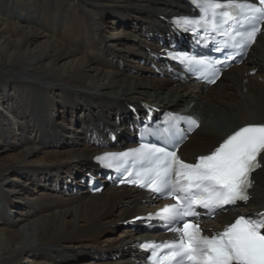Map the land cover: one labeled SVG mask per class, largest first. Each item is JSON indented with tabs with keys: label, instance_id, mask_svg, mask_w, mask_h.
<instances>
[{
	"label": "bare ground",
	"instance_id": "obj_1",
	"mask_svg": "<svg viewBox=\"0 0 264 264\" xmlns=\"http://www.w3.org/2000/svg\"><path fill=\"white\" fill-rule=\"evenodd\" d=\"M17 2L0 0L3 18L24 17ZM34 2L35 10L24 25L3 22L0 16V116L6 121L0 149L8 152L13 142L26 148L22 154L0 160V204L5 211L9 209L7 215L0 212V264H18L25 254L47 264H59L56 260L62 256L77 263L91 253L97 256L99 251L108 253L105 262L119 258L121 264H136L140 232L133 228L138 224L130 226L128 222L155 207L146 206L147 195L133 189L88 193V186L82 183L98 175L93 157L133 143L130 137L135 117L129 106L139 113L148 105L202 120V127L183 150V156L192 161L240 128L264 125V38L247 62L225 73L214 87H198L173 80L153 56L146 66L144 54L139 58L146 50H136L147 45L149 52L158 53L164 47V39L173 37L167 19L186 8L184 0ZM91 15L103 18L101 25L106 28L113 19L121 21V31L126 33L116 38L101 35L92 25ZM133 29L151 41L146 43L144 35L138 39L132 54L141 63L131 67L120 64L116 57L133 36L128 32ZM79 107L85 120L79 123L76 136L69 127L50 124V119L60 120ZM23 109L29 114L22 113ZM14 112L19 115L13 117ZM32 156L59 160L57 165L33 168L27 164ZM61 158L76 163V172L67 174L71 165ZM260 162L262 167L254 174L253 199L241 209L251 214L264 213V153ZM64 174L69 181L62 179ZM53 183L56 187L48 189L47 184ZM31 187L38 190L29 199L25 195ZM23 209L29 212H18L19 217L11 218V213ZM233 217H220L218 226ZM122 224L128 226L111 241L96 235L99 231L101 235L114 232ZM105 226L110 229L105 230Z\"/></svg>",
	"mask_w": 264,
	"mask_h": 264
},
{
	"label": "snow or ice",
	"instance_id": "obj_2",
	"mask_svg": "<svg viewBox=\"0 0 264 264\" xmlns=\"http://www.w3.org/2000/svg\"><path fill=\"white\" fill-rule=\"evenodd\" d=\"M203 2L205 14L199 20L185 17L178 19L177 24L208 27L213 31H220L224 24H228L226 31L235 33L233 39L238 37L244 44L255 41L259 25L264 23V0H259L260 6L241 4L238 0ZM216 16L221 18L219 23L214 21ZM229 21H234L239 27H234ZM186 59L193 64L204 63L194 57ZM191 123L199 126L194 120ZM134 151L138 160L152 165L147 169L150 175L147 186L154 191L174 195L176 199L175 204L165 206L162 212L178 225L170 230L179 235L175 240L164 243L162 248L169 251L163 255L157 252L154 264H264V214L240 216L223 232L211 237L204 236L199 225L184 219L198 215L196 206L214 213L225 205L248 201L251 173L261 166L258 157L264 153V125L240 128L210 154L198 157L196 163H187L175 151L165 152L163 148ZM128 155L109 153L105 159Z\"/></svg>",
	"mask_w": 264,
	"mask_h": 264
},
{
	"label": "rangeland",
	"instance_id": "obj_3",
	"mask_svg": "<svg viewBox=\"0 0 264 264\" xmlns=\"http://www.w3.org/2000/svg\"><path fill=\"white\" fill-rule=\"evenodd\" d=\"M12 1H14V0H12ZM35 0H18V2H17V10L18 9H23V11H22V13L24 14V17L23 18H21L20 20H12L11 18L10 19H8V18H3L2 16H3V14H2V12L0 11V16L3 18V22L4 21H9V22H11V23H13L14 24V26H20V25H24L26 22H25V20H27L28 18H30L31 19V12H33L34 10H35V5H34V2ZM40 1H42L43 2V0H40ZM84 5V4H83ZM85 6V5H84ZM94 7H96L97 5H93ZM97 8V7H96ZM24 10H26V11H24ZM91 13H95L96 14V12L95 11H93V10H91ZM90 15V14H89ZM93 15H91V22L93 23L92 25H94V27L99 31V33L101 34V35H107V36H110L111 38H116V37H119V35L120 34H125L126 33V31L125 32H122L121 30H123V25L122 24H120V22L121 21H117L116 19H113V21L111 20L110 21V23H108V27L106 28V27H103L102 25H101V21H102V19H100L99 17H97L96 18V16H94V17H92ZM101 20V21H100ZM124 21V20H123ZM122 21V22H123ZM30 22V21H29ZM24 23V24H23ZM35 26H37V23L35 24ZM121 27H123V28H121ZM129 33H131L133 36L131 37V39L130 40H127V41H125V43H124V50L120 53V55L119 56H117L116 57V59L120 62V64H123V65H128V66H131V67H134V66H139V64L141 63V61H140V59H136L135 60V58L133 59V54H132V52H133V48L135 47V45L138 43V39H141L142 38V36L144 35V33L141 31V32H138V31H136V30H129L128 31ZM134 33V34H133ZM137 42V43H136ZM139 47V46H138ZM136 48V47H135ZM138 52H140L141 50H140V48H137L136 49ZM143 54L144 53H142V52H140V55H139V58H141L142 56H143ZM89 57H90V55H89ZM147 61V63H146V66H148L149 65V61L147 60V57H145V59H144V57H143V63H145ZM141 66V65H140ZM55 95V94H54ZM53 95V96H54ZM54 98V97H53ZM55 99V101H57V98H54ZM61 99V98H60ZM61 101H63V100H61ZM56 106H58V107H60V104H55ZM61 108H63V109H69L70 110V107H68V108H65L64 106L63 107H61ZM3 110V109H2ZM26 112H28L26 109H23V111H22V113H26ZM52 112V111H51ZM4 115H5V117H6V115H7V112H5V111H3L2 112ZM82 112H81V107H79V110H73L72 112H69V114L67 113V116H65L64 118L63 117H61V119L59 120V119H57L56 118V120L55 119H50V124H52V125H54V124H56L58 127H69V128H71L72 129V131L71 132H73V131H75V133L74 134H71L72 136H76V134L78 133V130H80L81 129V122H84V114H81ZM16 114H18L19 115V113H17V112H14V114L12 115L13 117H15L16 116ZM28 114H29V112H28ZM53 114V113H52ZM52 114H51V118L53 117L52 116ZM68 115H70L71 117H68ZM78 115H80V117L78 116ZM3 116V115H2ZM74 117V118H73ZM77 117V118H76ZM0 118H1V116H0ZM76 118V119H75ZM80 118V119H79ZM10 120V119H9ZM11 120H12V118H11ZM10 120V121H11ZM0 140L2 141V136H1V134L2 133H6V131H5V122L6 121H4V119L3 118H1L0 119ZM13 121V120H12ZM80 123V124H79ZM78 125V126H77ZM51 127H53V126H51ZM6 129H7V127H6ZM60 130V129H59ZM77 130V131H76ZM60 143V142H59ZM59 143H57V145L59 146ZM11 147L9 146L8 148V152H2V150L0 149V160L2 159V157H8V155H11V154H13V155H19V154H22L23 152H25L23 149H26L25 147H24V145L23 144H19V143H11ZM60 148V147H59ZM65 147H63V148H61V149H64ZM62 159V162H64V163H68L69 165H71V167H70V169H69V171H68V173L67 174H69L70 172H72V170H74L73 172H76V170H77V168L78 167H76V163L75 164H72V163H74V162H71L70 163V160L69 159H65V158H61ZM58 160L59 159H56V160H52V161H47V160H43V159H41L39 156H32L31 158H28L27 159V164H29L31 167H33V168H40L41 166H43V165H49V166H53V165H57V163H58ZM67 174H64L65 175V177H63L62 179H66V178H68V175ZM70 179L68 178L67 180H65V182L66 181H69ZM41 183V182H40ZM85 182H83L82 183V185L84 184ZM41 184H43V183H41ZM47 187H48V189H53V188H55L56 187V184L55 183H53V184H50V185H48L47 184ZM53 187V188H52ZM83 187H84V185H83ZM86 188V187H85ZM31 192L28 194V195H25L27 198H33V195H34V192H36L38 189L37 188H34V187H31ZM110 189V188H109ZM109 189H106V190H104V191H107V190H109ZM36 190V191H35ZM78 191V192H77ZM79 191H81V190H76V192L77 193H79ZM74 193V192H73ZM81 195H83V194H81ZM0 200H1V197H0ZM41 205H43L42 203H41ZM41 205H39V206H41ZM2 208V209H1ZM9 210V209H8ZM5 211L4 210V208L2 207V205L0 204V212H4V214L5 215H7L8 213H9V211ZM18 212H22L23 214H27L28 212H29V209L28 210H25V209H23L22 211H19V210H15L13 213H11V218H16V217H19V215L20 214H18ZM118 211H116V213H117ZM19 228H24L23 227V225H20L19 226ZM120 228V227H119ZM110 229V226H105V230H109ZM114 230V229H113ZM123 229H117V230H114V232H109V234H106V235H101L100 234V231L98 232V234L96 233V235H97V237H99V238H103V241H104V239H107V240H109V241H111V240H113V238L114 237H116V236H118L119 235V233L122 231ZM111 233H114V234H111ZM100 234V235H99ZM100 253H102L103 255H106L107 253L105 252V251H100L99 253H97V255H100ZM84 254H85V252H83V253H81V256H84ZM89 254V253H88ZM63 257V256H62ZM59 258L58 260H56V262H59V264L61 263V264H85V263H95L96 262V264H101V263H103V262H105L103 259H102V261L101 260H95V258H98L99 256H96V254H89V256H87L86 258L84 257V258H81V260L79 261V262H77V263H72V262H70V261H65L63 258ZM115 258H113V259H110V260H108L107 262H105V263H107V264H121V261H122V259H119V258H116L115 260H114ZM117 259H119V260H121L120 262H119V260H117ZM94 261V262H93ZM47 264L46 263V261L45 260H40V261H38L37 260V258H34V256H30L29 254H25L24 256H23V258L20 260V262L18 263V264Z\"/></svg>",
	"mask_w": 264,
	"mask_h": 264
}]
</instances>
